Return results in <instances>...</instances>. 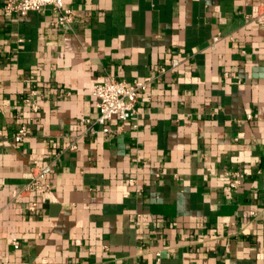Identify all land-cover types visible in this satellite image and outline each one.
Instances as JSON below:
<instances>
[{"label": "crops", "instance_id": "1", "mask_svg": "<svg viewBox=\"0 0 264 264\" xmlns=\"http://www.w3.org/2000/svg\"><path fill=\"white\" fill-rule=\"evenodd\" d=\"M3 1L0 264H264V21L249 17L264 0H64V28ZM146 75L135 116L82 135L96 83ZM33 152L59 154L29 212Z\"/></svg>", "mask_w": 264, "mask_h": 264}, {"label": "built area", "instance_id": "2", "mask_svg": "<svg viewBox=\"0 0 264 264\" xmlns=\"http://www.w3.org/2000/svg\"><path fill=\"white\" fill-rule=\"evenodd\" d=\"M2 9L8 13L24 16L30 12H43L50 9L53 16V23L61 28L68 26L73 21V11L64 6V0H4ZM252 21L263 23L264 21V3L253 7L249 13ZM220 39L219 35L212 37L211 47H214ZM177 57L170 60L168 66L160 67L158 72L173 70L179 65ZM157 78L156 76L146 75L133 82L118 80L109 77L107 80L96 83L92 88V95L95 98L96 113L93 117H83L79 121L83 125L82 135H96L98 133L104 136H111L113 130L110 127V121L113 118L119 121L127 120L137 113V107L140 95L147 89L149 84ZM34 90H31L27 96L22 97L21 102L29 106L33 112L38 110V104L33 100ZM18 118V112H16ZM248 117H250L248 115ZM3 132L0 131V136ZM27 135V125L22 121L15 124L10 140L13 144L21 143ZM74 142L69 144V148H75ZM58 153L53 157H46L42 153H31L32 165L25 175L26 181L19 192L20 196L28 198L26 209L33 212L38 208L39 202L50 201L52 198L51 185L48 182V175L51 173L54 162L58 159ZM227 183L231 189L237 188L243 174L239 170H229L225 172ZM132 182V180H130ZM12 244L18 245L19 241L12 238ZM162 254L160 250L155 252V264H162Z\"/></svg>", "mask_w": 264, "mask_h": 264}]
</instances>
